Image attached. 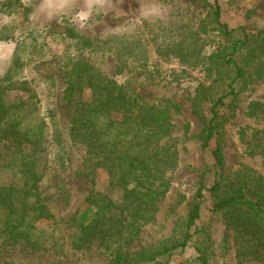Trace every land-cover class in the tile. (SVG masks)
<instances>
[{"label": "rangeland", "instance_id": "rangeland-1", "mask_svg": "<svg viewBox=\"0 0 264 264\" xmlns=\"http://www.w3.org/2000/svg\"><path fill=\"white\" fill-rule=\"evenodd\" d=\"M213 5L214 0H18L8 7L0 0V78L17 54L20 67L13 70V81L24 83L29 89H12L4 98L16 102L26 100L30 93L36 95L39 114L49 127L54 121L63 129L68 128L72 104L64 96L65 72L78 60L89 62L118 84L127 85L145 101L168 100L179 106L178 112H171L173 130L168 142L176 149L177 165L166 174L169 191L158 202L153 218L141 224L130 245L131 253L181 237V225L200 177L213 172L210 149L216 142L223 146L225 172L244 164L264 175V116L247 115L250 102H264V78H247L235 99L225 98L218 107L224 120L222 135L213 138L209 150L200 147L201 124L192 111V103L197 87L210 82L205 76L211 62L209 56L225 46L224 36L211 22ZM218 5L221 22L237 30L234 35L242 36L240 27L249 34L264 31V0H218ZM129 50L132 57H127ZM116 61L123 66L117 69ZM226 82L225 77L214 81L211 96L225 92ZM84 97H89L87 91ZM201 111L210 116L208 103L203 104ZM69 146L65 166L48 167L40 182L55 216V236L62 239L60 250L29 253L0 246V264L111 263V253L102 248L71 246V230L66 221L83 208L91 187L113 200L120 197L116 190L107 189L105 170L96 172L93 180L85 176L83 150L70 143ZM7 172H0L2 181L11 178ZM210 175L206 173L208 184ZM204 198L200 224L208 228L211 238L208 264H238L235 245L222 216L209 211L207 192ZM38 227L45 234L51 233L50 224ZM167 264L199 262L194 250L188 248L176 251Z\"/></svg>", "mask_w": 264, "mask_h": 264}, {"label": "trees", "instance_id": "trees-1", "mask_svg": "<svg viewBox=\"0 0 264 264\" xmlns=\"http://www.w3.org/2000/svg\"><path fill=\"white\" fill-rule=\"evenodd\" d=\"M14 1L18 3L4 0V4L12 7ZM211 11V22L224 36L225 46L209 56L205 76L210 82L197 87L192 103L201 124L202 150H209L213 138L223 133L218 107L225 98L235 99L247 78H264V31L249 34L240 27L242 36H236L237 30L221 22L218 0ZM128 56L132 57L131 50ZM18 58L13 55L10 68L0 78V172L6 170L11 176L0 179V246L29 253L60 250L62 239L55 236V216L40 182L48 167L65 166L70 143L83 150L84 175L93 180L96 172L105 170L107 189L116 190L120 197L113 200L91 187L83 208L66 221L72 248H102L112 255L110 264H167L176 251L191 248L199 264H208L211 238L208 228L200 224L207 192L208 209L222 216L238 264H264V175L244 164L225 172L220 142L210 149L213 172L200 177L181 225V237L156 248L129 252L141 224L153 218L158 202L169 191L166 174L177 165L176 149L168 142L173 130L171 112H178L179 106L168 100L145 101L127 85L78 60L65 72L64 96L72 104L68 128L54 121L49 127L39 114L36 95L30 93L26 100L16 102L4 98L12 89L29 92L24 83L13 81L12 72L20 67ZM122 66L116 61L117 69ZM224 77L225 92L212 97L213 82ZM204 103H208V117L201 111ZM247 115L264 116V102H250ZM206 173L211 174L210 184ZM43 223L52 226L50 234L38 227Z\"/></svg>", "mask_w": 264, "mask_h": 264}, {"label": "clouds", "instance_id": "clouds-1", "mask_svg": "<svg viewBox=\"0 0 264 264\" xmlns=\"http://www.w3.org/2000/svg\"><path fill=\"white\" fill-rule=\"evenodd\" d=\"M82 18H86V17H82Z\"/></svg>", "mask_w": 264, "mask_h": 264}]
</instances>
